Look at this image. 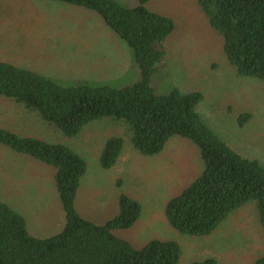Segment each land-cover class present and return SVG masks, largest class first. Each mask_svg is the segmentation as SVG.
<instances>
[{
	"label": "rangeland",
	"instance_id": "1",
	"mask_svg": "<svg viewBox=\"0 0 264 264\" xmlns=\"http://www.w3.org/2000/svg\"><path fill=\"white\" fill-rule=\"evenodd\" d=\"M134 6L137 0H116ZM148 10L171 18L176 26L165 41L166 55L151 78L156 94L173 88L198 92L197 110L214 133L241 157L264 167V82L240 77L223 53V42L204 21L196 0H150ZM0 62L51 78L63 86L121 88L139 80L128 45L91 11L52 0H0ZM250 118L242 126L238 119ZM0 129L69 147L87 165L76 198L84 219L105 225L127 195L142 208L138 221L116 236L141 248L152 240L174 241L181 248L179 264L215 258L220 264H254L264 256V228L255 203L232 212L205 237L175 231L165 216L167 202L202 172L198 149L187 139L171 138L164 151L143 156L130 145L123 121L102 118L68 139L37 114L0 97ZM124 140L115 167L99 165L108 139ZM0 202L20 213L37 238H49L64 227L53 170L0 145ZM115 211V212H114Z\"/></svg>",
	"mask_w": 264,
	"mask_h": 264
},
{
	"label": "trees",
	"instance_id": "2",
	"mask_svg": "<svg viewBox=\"0 0 264 264\" xmlns=\"http://www.w3.org/2000/svg\"><path fill=\"white\" fill-rule=\"evenodd\" d=\"M98 14L104 24L133 52L139 80L129 86H63L51 78L7 62H0V97L22 105L73 139L96 120L123 121L130 145L143 156L161 154L173 137L187 139L198 149L204 168L165 207L169 225L192 237L213 234L234 211L255 203L264 228V167L241 157L223 142L200 116L198 92L177 88L156 94L151 78L166 55L165 41L176 29L171 18L148 10L150 0L134 6L116 0H52ZM207 25L221 37L223 53L240 77L264 82V0H196ZM250 118L238 119L242 126ZM124 140L108 139L99 165L113 168ZM0 145L49 166L64 213L62 231L49 238L33 236L24 217L0 202V264H179L181 248L174 241L152 240L141 248L116 236L139 219L140 203L127 196L118 199V214L105 225L81 217L76 198L86 174L85 160L67 146L21 137L0 129ZM191 264H220L206 258ZM254 264H264V256Z\"/></svg>",
	"mask_w": 264,
	"mask_h": 264
},
{
	"label": "crops",
	"instance_id": "3",
	"mask_svg": "<svg viewBox=\"0 0 264 264\" xmlns=\"http://www.w3.org/2000/svg\"><path fill=\"white\" fill-rule=\"evenodd\" d=\"M115 167V166H114ZM53 174H54V172H53ZM115 212V211H114Z\"/></svg>",
	"mask_w": 264,
	"mask_h": 264
}]
</instances>
